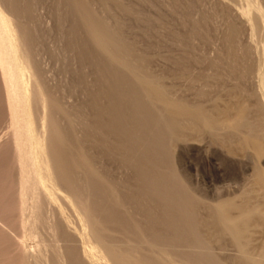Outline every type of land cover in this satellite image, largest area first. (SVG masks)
Masks as SVG:
<instances>
[{
  "label": "rangeland",
  "instance_id": "1",
  "mask_svg": "<svg viewBox=\"0 0 264 264\" xmlns=\"http://www.w3.org/2000/svg\"><path fill=\"white\" fill-rule=\"evenodd\" d=\"M1 1L20 14L17 25L26 32L46 90L48 110L46 114L37 110L34 115L37 120L48 116L57 134L64 137L69 180L74 184L82 177L77 188L85 192L90 203L103 199L105 190H113L127 205L115 212L117 216L122 218L126 209H132L135 220L152 224L142 211L155 210L164 197L140 199L151 185L159 183L163 196L173 193L178 202L189 204L207 238L209 231L205 229L216 224L214 211L220 205H226L233 216L238 215V209H264V191L260 189L264 181V100L257 77L260 63L252 25L237 1ZM260 1L264 11V0ZM92 25L106 29L114 40L107 54L90 38ZM114 44L127 53L125 66L111 59ZM144 81L163 93L167 105L180 106L185 113H209L212 119L224 120L225 116L233 121L243 108L246 117L237 130H205L191 121L190 126L181 125L170 140L171 149L162 159V167L156 170L151 163L159 152L148 139L158 115L169 119L170 113L166 104H158L142 92L140 83ZM31 85L35 87L37 81L33 79ZM9 123L0 74V264H23L24 255L36 256L40 251L46 264H54V248L81 246L74 235L77 214L65 207L73 224L64 230L58 226L63 233L61 240H55L47 225L37 236L23 228L25 219H31L34 210L30 205L37 191H26L30 202L24 211L20 206V167ZM158 136L169 141L165 132ZM243 140L250 146L240 150ZM258 144L263 149L261 155L253 148ZM169 167L179 175L180 185L161 183ZM65 193V188L57 191L60 197ZM45 207L50 221H57L54 205L46 203ZM165 211L160 214L162 221L167 218ZM256 236L248 250L260 259L264 257V227ZM212 246L226 264H244L241 258L233 257L237 253L230 238L214 240Z\"/></svg>",
  "mask_w": 264,
  "mask_h": 264
},
{
  "label": "bare ground",
  "instance_id": "2",
  "mask_svg": "<svg viewBox=\"0 0 264 264\" xmlns=\"http://www.w3.org/2000/svg\"><path fill=\"white\" fill-rule=\"evenodd\" d=\"M229 1H237L242 14H244L249 24L251 23L252 25L253 40L257 51L255 52L260 63L259 76H257L259 80L258 92L264 100V11L261 7L262 2L260 0ZM259 1L261 5H259ZM19 15L5 6L0 0V74L7 100L13 146H15L17 162H19L20 167L21 189L19 190H21L22 201L20 206L22 205L24 211L29 208L30 202L26 191H30L31 188L37 191L36 196L33 197V202H31L32 205H30L34 210L30 216L31 219H27L29 221L25 219L23 228L37 236L39 235V229L47 225L51 229L55 240H61L63 233L58 226L64 230L69 229L73 224L71 219L65 215L67 213L64 209L68 207L75 210L77 214L78 228L74 235L82 242L80 247L74 246L76 247L75 249L73 246H65V244L64 246L61 245L62 247L60 248H54V264H226L221 259L223 255L217 253L212 246L214 240H221L222 238H230L232 240L235 247L234 251L237 253L233 257L241 258L244 264H264V257L258 259L252 251L251 253L248 250L257 237L258 229L260 230L264 227V209L260 207L249 211L238 209L237 216H233V212L231 213L225 207L226 205L214 208L216 224L205 229L209 231L210 237L207 238L202 234L203 232L200 230L201 223L198 222L197 214L195 215L192 212L189 204L181 203L180 200L178 202L176 200L177 196H174L173 193L166 196V192H163L165 195L163 196L162 191L159 190V183H156V185L153 183L154 185H151V189L143 197L141 196L142 199H140L145 201L148 198H152L151 200L153 201L157 197H164V201L157 205L155 210H141L147 218L152 220V224L139 223L137 218L135 220L134 216H132L133 213L130 212L132 209H126L128 213L125 212L122 218L120 214L117 216L115 212L118 209L121 211V208L127 205L122 202L124 200H119V196V199L116 198V193L113 190H105L104 198L94 204L89 202L88 198H86L88 196L84 194L85 192H81L77 188V184L82 180V177H78L79 180H76L74 184L69 180L66 141L63 139L64 137L57 134L52 120H48V116L45 115L49 107V104L45 102L46 90L43 89L44 87L41 84L39 66L30 52L26 32L22 31L17 25L20 20ZM90 31V35H92L90 38L93 37L92 39H94L97 49L103 52L106 51L107 54L111 43L114 41L109 36V33L103 27H95L94 25L90 27ZM115 49V52L118 51L120 55L114 52L112 57L110 53L111 59L115 63L121 66L124 64L123 66H125L127 53L123 54L124 51L120 45H117ZM110 57L108 58L110 59ZM135 76L140 75L136 73ZM33 79L37 81L35 87L31 85ZM140 84L141 90L147 98L155 99L158 104H166L163 101V93L159 89L154 88L150 82L144 81ZM165 108L170 113L169 119L162 114L161 117L158 115L152 137L148 139L159 152L158 157L151 163V167L155 169L162 167L164 162L162 159L165 158V154L168 155L171 149L170 140H173L181 125L187 124L188 126L190 124L189 121H191L192 125H196L197 122V125L205 130L220 131L239 128L246 117L243 108L239 110L233 121L225 116L224 120L212 119L208 116L210 115L209 113L208 115L201 112L185 113L180 106L172 107L166 104ZM37 110H43L45 113L41 120H37L34 115ZM202 131L204 132V130ZM164 132L169 138L168 142L165 137V140H162L158 136V134H164ZM183 137L185 138V136ZM259 144L253 147L257 155H261L263 150ZM248 146H250L248 142L244 141L241 143L240 150H245ZM166 159L169 163L168 158ZM86 161L87 159L84 157V163ZM89 166L87 165V167ZM84 175H86L85 172ZM178 176L177 172L169 167L167 173L165 172V176L162 179L160 178L161 183H170L172 186L180 185L182 182ZM261 180L258 181L261 182ZM261 185L260 189L264 191L263 180ZM62 188L66 189L64 197L57 195V191ZM58 202L60 203L58 204ZM46 203L54 205L56 215L59 218L57 221H50L48 218ZM103 205L105 206L103 207ZM163 210H166L165 216L167 218L162 221L160 220V214ZM24 211H22L23 214H25ZM26 215L28 216V214ZM105 215L107 218L104 217ZM255 216H258L257 219H260L261 223L255 221ZM23 218H26V216ZM118 237L120 239H117ZM51 241L54 242V239ZM87 241H90L89 243L92 245H88ZM24 256L23 264H46L47 262L42 251L36 256ZM31 258H33L34 262L31 261Z\"/></svg>",
  "mask_w": 264,
  "mask_h": 264
}]
</instances>
